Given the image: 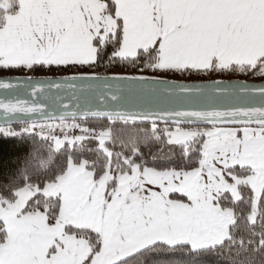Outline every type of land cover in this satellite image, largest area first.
Instances as JSON below:
<instances>
[{
  "label": "snow or ice",
  "instance_id": "obj_1",
  "mask_svg": "<svg viewBox=\"0 0 264 264\" xmlns=\"http://www.w3.org/2000/svg\"><path fill=\"white\" fill-rule=\"evenodd\" d=\"M52 72L68 74H32ZM192 76L264 78V0H0V140L77 111L134 117L203 168L264 138V83Z\"/></svg>",
  "mask_w": 264,
  "mask_h": 264
},
{
  "label": "trees",
  "instance_id": "obj_2",
  "mask_svg": "<svg viewBox=\"0 0 264 264\" xmlns=\"http://www.w3.org/2000/svg\"><path fill=\"white\" fill-rule=\"evenodd\" d=\"M103 37L101 42H103ZM143 55V54H141ZM85 71V69H75ZM98 72L125 74L131 69L121 67L97 68ZM28 73H25L27 75ZM33 75H64V72L32 73ZM149 74V73H145ZM189 80L247 79L264 80L260 77H197ZM217 77V78H216ZM200 78V79H199ZM114 122L88 117H72L48 120H64L72 124H82L93 129L109 130L110 136L101 147L96 138H81L75 142H61L46 135L32 133L22 141L0 140V206L14 202L19 190L32 186L42 189L46 184L57 181L69 168L70 163L86 162L97 178L110 174L107 195L115 189L119 175L129 173L135 165L140 169L180 170L196 168L197 157L181 159L180 149L170 145L166 137L165 125L137 118L111 117ZM69 125V124H68ZM194 141L191 145L195 148ZM239 169V168H238ZM248 171V168H244ZM241 198L234 200L230 191L222 197L224 206L231 207L235 220L230 226L228 237L220 244L194 249L189 243L170 245L157 242L127 256L114 264H264V189L253 218V188L240 185ZM174 198L186 200L181 194H171ZM61 209L60 196H46L38 192L32 196L25 212H45L50 224L57 222ZM69 234L86 238L91 245V253L83 264H90L93 255L101 247V237L97 232L67 226ZM7 232L0 221V244L6 240Z\"/></svg>",
  "mask_w": 264,
  "mask_h": 264
},
{
  "label": "crops",
  "instance_id": "obj_3",
  "mask_svg": "<svg viewBox=\"0 0 264 264\" xmlns=\"http://www.w3.org/2000/svg\"><path fill=\"white\" fill-rule=\"evenodd\" d=\"M160 174L163 173L119 175V182L114 190L117 192L124 188V200L120 206L114 204L115 193L107 195L111 175L105 174L97 178L86 162L70 163L63 176L46 184L42 189L28 186L19 190L14 202L0 206V221L7 232L6 240L0 244V264H52L47 249L52 243V238L59 235L61 229L66 241L75 247L73 258L77 260L76 264H81L90 255L91 245L86 238L67 233V226L91 230L100 235L101 247L93 257L97 260L99 256L106 254L107 258L98 261L101 264L112 263L107 261L113 257H123L124 253L130 256L154 243L163 242L145 245L142 243L147 240H142V236L138 237L140 230L145 228L146 215H150L154 221L159 219H156L155 208L156 178ZM133 176H139L142 182L141 195L128 196V193L135 189ZM38 192L46 196H60L61 209L56 223L50 224L45 212L24 211L29 199ZM127 201L131 203L125 204ZM44 218L56 229L45 228L43 234L39 235L40 232H37L34 224L43 225ZM115 243V252H109L113 250ZM164 243L175 245L178 241Z\"/></svg>",
  "mask_w": 264,
  "mask_h": 264
},
{
  "label": "rangeland",
  "instance_id": "obj_4",
  "mask_svg": "<svg viewBox=\"0 0 264 264\" xmlns=\"http://www.w3.org/2000/svg\"><path fill=\"white\" fill-rule=\"evenodd\" d=\"M172 78L185 79L179 76ZM189 79L198 78L192 76L187 80ZM50 125L53 127H67L76 124L56 120L52 121ZM93 130L97 132L95 138L99 141L100 146L105 147L110 131L107 129ZM234 134L235 130H233V139ZM229 142L232 143V140ZM55 144L60 146L61 142L56 141ZM245 167L248 168V171L244 170ZM132 170L129 173H163L156 178L157 207L155 211L156 219H159L154 221L150 215H146L145 228H142L138 234V237L142 236V240H147L143 241L142 244L149 245L157 241H178L177 244L189 243L194 249L214 246L222 243L228 237L230 226L235 220L233 208L224 206L221 200L226 191H230L234 200H238L241 198L240 185L252 187L254 191L252 217L254 218L256 215L258 202L264 189V138H260L259 133L256 137H252L249 133V142L247 145L242 146L239 151H233L231 156L215 165H212L209 161L203 168L196 167L187 172L180 170L179 178L173 176V169L152 170L140 169L136 166ZM133 179L135 189L129 192L128 196L141 195L142 182L139 176H133ZM118 182L119 177L115 189ZM123 191L124 188L119 189L117 192L115 190L111 192L115 193L114 204L116 206L123 203ZM171 194L184 195L186 200L174 198ZM130 203L127 201L125 204L129 205ZM147 213H150V211H147ZM34 225L37 232L41 233L39 235L43 234L45 228L56 229L50 226L45 218L43 225L39 223ZM51 242L47 254L52 264H76L77 260L73 258L75 247L66 241L62 229L59 235L52 238ZM116 248L117 244L115 243L113 250L109 252H115ZM124 256H127V254L124 253L123 257H113L116 259H109L107 262L112 263L107 264H114L125 258ZM94 257H92L90 264H101L98 261L107 258V255L99 256L97 260Z\"/></svg>",
  "mask_w": 264,
  "mask_h": 264
},
{
  "label": "built area",
  "instance_id": "obj_5",
  "mask_svg": "<svg viewBox=\"0 0 264 264\" xmlns=\"http://www.w3.org/2000/svg\"><path fill=\"white\" fill-rule=\"evenodd\" d=\"M40 126L32 133L46 135L61 142H75L81 138L97 137L96 130L90 129L82 124L67 127H53L49 121H39Z\"/></svg>",
  "mask_w": 264,
  "mask_h": 264
},
{
  "label": "water",
  "instance_id": "obj_6",
  "mask_svg": "<svg viewBox=\"0 0 264 264\" xmlns=\"http://www.w3.org/2000/svg\"><path fill=\"white\" fill-rule=\"evenodd\" d=\"M200 81L201 80H193V81L187 80L186 82H200ZM248 82L259 84V83H264V80H248ZM72 117H84V116L79 111H77L75 116L68 114V115L53 117L51 119H44L42 121H48V120H53V119H62V118H72ZM89 117H91V116H89ZM113 117H115V116H113ZM128 118H134V117H128Z\"/></svg>",
  "mask_w": 264,
  "mask_h": 264
}]
</instances>
